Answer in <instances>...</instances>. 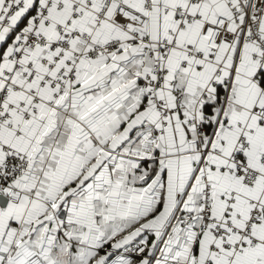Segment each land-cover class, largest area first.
I'll list each match as a JSON object with an SVG mask.
<instances>
[{
    "label": "snow or ice",
    "instance_id": "1",
    "mask_svg": "<svg viewBox=\"0 0 264 264\" xmlns=\"http://www.w3.org/2000/svg\"><path fill=\"white\" fill-rule=\"evenodd\" d=\"M0 264H264V0H0Z\"/></svg>",
    "mask_w": 264,
    "mask_h": 264
}]
</instances>
